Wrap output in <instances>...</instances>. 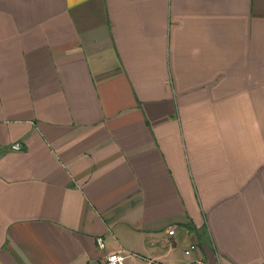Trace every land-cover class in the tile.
I'll return each instance as SVG.
<instances>
[{
	"label": "crops",
	"instance_id": "0c3cea01",
	"mask_svg": "<svg viewBox=\"0 0 264 264\" xmlns=\"http://www.w3.org/2000/svg\"><path fill=\"white\" fill-rule=\"evenodd\" d=\"M114 252L264 264V0H0V264Z\"/></svg>",
	"mask_w": 264,
	"mask_h": 264
},
{
	"label": "built area",
	"instance_id": "2783aa9c",
	"mask_svg": "<svg viewBox=\"0 0 264 264\" xmlns=\"http://www.w3.org/2000/svg\"><path fill=\"white\" fill-rule=\"evenodd\" d=\"M169 235L174 234V229L170 228L167 232ZM98 245L100 247H103V243L101 240H98ZM197 247L195 244H190L189 248L186 249L185 253L190 254L191 251H193ZM102 264H123V256L120 253L114 252V253H109L105 256L104 261ZM185 264H209L206 259L203 258H192L186 261Z\"/></svg>",
	"mask_w": 264,
	"mask_h": 264
},
{
	"label": "rangeland",
	"instance_id": "374dc122",
	"mask_svg": "<svg viewBox=\"0 0 264 264\" xmlns=\"http://www.w3.org/2000/svg\"><path fill=\"white\" fill-rule=\"evenodd\" d=\"M187 242V241H186ZM186 248H189V243H187V246H186Z\"/></svg>",
	"mask_w": 264,
	"mask_h": 264
}]
</instances>
